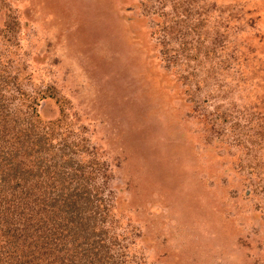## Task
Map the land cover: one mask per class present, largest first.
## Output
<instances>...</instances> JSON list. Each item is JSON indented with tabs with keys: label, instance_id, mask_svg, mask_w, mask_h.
Instances as JSON below:
<instances>
[{
	"label": "rangeland",
	"instance_id": "374dc122",
	"mask_svg": "<svg viewBox=\"0 0 264 264\" xmlns=\"http://www.w3.org/2000/svg\"><path fill=\"white\" fill-rule=\"evenodd\" d=\"M14 74L117 262L264 264V0H0Z\"/></svg>",
	"mask_w": 264,
	"mask_h": 264
},
{
	"label": "trees",
	"instance_id": "16d2710c",
	"mask_svg": "<svg viewBox=\"0 0 264 264\" xmlns=\"http://www.w3.org/2000/svg\"><path fill=\"white\" fill-rule=\"evenodd\" d=\"M16 78L14 74L0 83L15 85L0 91V264H130L111 256L116 235L107 228L112 220L102 228L96 215L85 214H105L112 203L101 207L100 198L92 202L85 195L76 167H65L63 148L55 149L60 151L56 158L38 153L52 152L51 140L60 125L59 118L43 121L39 116L38 100L49 95L47 87L29 92ZM6 93L14 100H3Z\"/></svg>",
	"mask_w": 264,
	"mask_h": 264
}]
</instances>
